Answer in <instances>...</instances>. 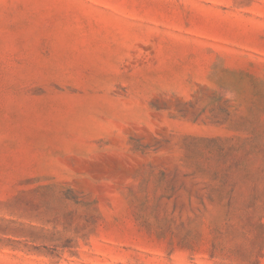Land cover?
<instances>
[{"label": "rangeland", "instance_id": "rangeland-1", "mask_svg": "<svg viewBox=\"0 0 264 264\" xmlns=\"http://www.w3.org/2000/svg\"><path fill=\"white\" fill-rule=\"evenodd\" d=\"M0 264H264V0H0Z\"/></svg>", "mask_w": 264, "mask_h": 264}]
</instances>
